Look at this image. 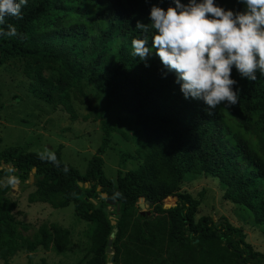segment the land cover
I'll return each mask as SVG.
<instances>
[{
    "label": "trees",
    "instance_id": "obj_1",
    "mask_svg": "<svg viewBox=\"0 0 264 264\" xmlns=\"http://www.w3.org/2000/svg\"><path fill=\"white\" fill-rule=\"evenodd\" d=\"M214 3L226 10L244 8L240 0ZM153 5L165 10L175 6L174 0H28L22 18L8 17L0 24V32L12 24L24 36L0 35V66L21 61L34 97L61 105L74 119L72 98L87 81L105 95L108 105L117 104L135 117L147 143L136 168L117 169L115 179L108 178L102 154L113 127L102 119L100 146L83 173L61 159L60 148L52 162L22 145L0 150V166H8L0 173L10 172L23 188L33 175L30 203L73 205L75 214L90 224L86 233L91 256L84 264L108 263L107 241L114 228L115 263L131 264L132 249L124 241L128 236L141 252L166 254L163 264H264V253L254 250L243 229L226 217L195 220L199 199L179 189L188 177H214L224 199L247 209L253 222L264 226V74L257 70V79L250 81L233 66L238 103L226 107L223 102L208 115L203 100L185 99L176 73L154 52L147 60L132 55L133 39H147L151 49ZM137 21L148 24L149 30L136 28ZM101 192L119 205L114 225ZM140 197L151 201L158 217L137 212L131 221L140 209ZM166 197H175L174 205L160 208ZM15 208L16 201L0 193V255L50 246L65 250L68 229L51 223L26 234L29 227L15 219ZM185 231L190 240L183 243Z\"/></svg>",
    "mask_w": 264,
    "mask_h": 264
},
{
    "label": "rangeland",
    "instance_id": "obj_2",
    "mask_svg": "<svg viewBox=\"0 0 264 264\" xmlns=\"http://www.w3.org/2000/svg\"><path fill=\"white\" fill-rule=\"evenodd\" d=\"M21 61H10L0 66V150L11 146H26L28 151L46 154L60 148L61 159L83 173L87 161L100 146L103 135L101 120L106 119L113 127L110 134V145L102 154L104 174L115 179L117 169L124 171L136 168L143 159L147 143L140 125L132 114L122 110L117 104H109L105 95L98 92L92 84L82 81V92L74 95L72 105L75 111L73 119L61 105H53L34 97L28 90L29 81L22 71ZM122 159H124L122 164ZM0 166V169L7 168ZM8 171V168H7ZM9 173H0V193L16 201L14 217L17 221L28 225L26 234H32L42 225L56 223L69 230L68 244L65 250L57 252L52 246L48 249L38 247L27 252L21 250L12 256L0 255V264H84L91 256L87 231L90 224L80 219L72 204L61 208H52L47 203L27 200L29 192L35 187L31 180L23 188L18 183L7 185ZM180 191L190 193L199 199L195 220L209 217L218 221L221 217L235 226H240L245 239L253 249L264 253V226L255 224L251 213L244 207L222 197L223 188L218 180L211 176L198 175L188 177L180 183ZM165 199L173 200L172 197ZM174 205L163 200L160 208ZM110 219L117 220L115 206H107ZM137 212L158 217L154 206H145L136 210L130 217L133 222ZM133 226L127 227V231ZM126 237V238H125ZM124 237V241L132 249L131 264H163L166 254L160 256L153 252H141L135 240ZM182 242L189 239L187 231L182 235ZM158 250V248H154ZM107 264L113 251L107 252Z\"/></svg>",
    "mask_w": 264,
    "mask_h": 264
},
{
    "label": "clouds",
    "instance_id": "obj_3",
    "mask_svg": "<svg viewBox=\"0 0 264 264\" xmlns=\"http://www.w3.org/2000/svg\"><path fill=\"white\" fill-rule=\"evenodd\" d=\"M240 2L244 5L241 11L226 10L214 0H189L186 5L174 0L175 6L167 10L153 5L151 49L147 39H133L132 55L147 60L154 52L167 70L176 73L185 99L203 100L208 115L223 102L226 107L235 106L239 92L233 90L237 83L231 78L233 66L250 81L257 79V70L264 74V0ZM27 3L0 0V24L8 17L22 18L21 9ZM136 28L149 30L148 24L140 21ZM0 35L24 38L12 24ZM41 158L56 161L54 153L42 154ZM17 183L14 175L7 178L8 186Z\"/></svg>",
    "mask_w": 264,
    "mask_h": 264
},
{
    "label": "water",
    "instance_id": "obj_4",
    "mask_svg": "<svg viewBox=\"0 0 264 264\" xmlns=\"http://www.w3.org/2000/svg\"><path fill=\"white\" fill-rule=\"evenodd\" d=\"M30 180L31 181L33 180V175L30 176ZM98 190H100V187H98ZM101 197L102 198H105L106 199V203L109 206H111L112 208L115 206V201L107 198V194L105 192H101ZM175 199L176 198L174 197L173 200L170 201V202L172 203L173 201H175ZM139 200H140L139 201V207L140 208L144 207L145 206V203H147V204H150L151 203L150 200H144L143 197H140ZM165 201L168 202V199H165ZM115 207H116V210L119 209V205L118 204ZM115 223H116L115 219H111V224L114 225ZM116 231H117V229L114 228L113 231L110 233L109 239L107 241V250H106L107 252L114 251L111 245H112V239L114 238ZM111 260H113V256H111Z\"/></svg>",
    "mask_w": 264,
    "mask_h": 264
}]
</instances>
